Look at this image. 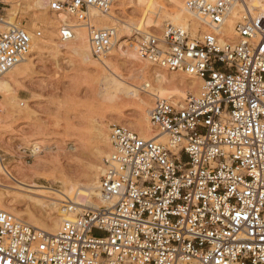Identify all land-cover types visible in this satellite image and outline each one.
Listing matches in <instances>:
<instances>
[{"label": "built area", "instance_id": "built-area-1", "mask_svg": "<svg viewBox=\"0 0 264 264\" xmlns=\"http://www.w3.org/2000/svg\"><path fill=\"white\" fill-rule=\"evenodd\" d=\"M115 3L50 0L48 8L86 28L100 62L117 32L96 28L91 13L107 16ZM183 4L195 25L133 29L134 49L200 86L155 96L149 127L159 140L110 127L99 208L77 212L65 198L53 235L0 210V264H264V0ZM72 34L58 28L59 40ZM40 36L17 26L0 33V78Z\"/></svg>", "mask_w": 264, "mask_h": 264}, {"label": "rangeland", "instance_id": "rangeland-1", "mask_svg": "<svg viewBox=\"0 0 264 264\" xmlns=\"http://www.w3.org/2000/svg\"><path fill=\"white\" fill-rule=\"evenodd\" d=\"M157 1L159 13L156 17L147 16L145 28L148 33L158 35L161 34L165 24L169 23L168 19L177 13V7L167 3L166 0ZM115 2L111 14L113 18H107V23L99 27L94 26L96 28L117 26L118 41L108 57L100 62L90 54L92 64L70 50L72 42L67 44H71L70 46L62 45L66 42L59 40L57 29L54 33L48 32L49 26L43 23V14H46L44 10H37L30 3L22 0H0L4 21L9 18L7 10L16 9L14 24L31 34L41 32V36L36 40L45 42L40 53L32 54L33 66L26 76L19 79L14 92L8 95L7 89L0 90L2 113L0 158L3 159L2 163L10 173L9 177L0 174V183L4 186L16 188L14 179H21L38 186L63 190L59 184L46 180L49 177H60L74 188H82L83 191L88 192L89 189L86 190L88 180L91 178L99 180L103 172L104 159L108 156L110 148L108 136L110 127L122 126L139 134L135 123L144 120L138 110L139 106L131 99L122 96L116 99L115 96L102 93L104 81L102 70L107 74L114 72L129 84L132 75L137 72L136 68L143 66L144 72L147 70L146 74L149 77L140 83L150 84L149 89L146 90L164 91L166 96L171 95L167 94L169 92L190 91L177 84L178 80L181 81L187 78L186 76L170 74L151 66L144 60H139L140 63L128 62V54L131 52L136 54L132 47L134 30L125 33L123 26L128 22L137 23L141 19V14L129 1L115 0ZM48 7V15H54L49 12ZM59 17L64 18L63 15ZM56 20L58 27L61 23ZM184 20L194 23L190 16ZM69 23L81 26L79 28L85 33L86 46L90 53L86 28L74 18H71ZM155 24L159 27L152 28L151 26ZM140 32L144 33L143 30ZM50 36H55L54 41L57 44L46 43ZM55 45L61 47L57 48ZM124 51L128 52L127 56L123 54ZM159 69L167 79L161 86L152 81L151 76L152 70ZM113 81L118 83L114 77ZM141 97L145 102L143 109L148 114L156 98L154 96L149 98L143 93ZM12 108L16 113L11 118L7 115V111ZM98 129L102 130L99 139L96 136ZM35 147L38 149L37 154L33 153ZM0 188V210L7 211L30 225H33V222L29 220V214L35 221L45 218V213L28 201H23L19 192ZM57 215L59 214H52L51 218L56 220Z\"/></svg>", "mask_w": 264, "mask_h": 264}, {"label": "bare ground", "instance_id": "bare-ground-1", "mask_svg": "<svg viewBox=\"0 0 264 264\" xmlns=\"http://www.w3.org/2000/svg\"><path fill=\"white\" fill-rule=\"evenodd\" d=\"M22 1L30 3L37 10H44L46 12V14L45 13L43 14V16H44L43 23L45 26H49V27H47L49 33H54L56 29L58 30V28H60L63 25L71 26L72 30H73V34H72L70 39H67L64 41L60 40L61 42H66L62 45H67L68 43L72 42L71 43L72 47L70 48V50H72V52H74L76 54L81 55L86 62L92 63L90 53H89L87 46H86V36H85L83 29L79 28V27H81L80 25H73V24L69 23L70 19L74 18V17L69 16L67 14H63V13H58V14L53 13L54 15H52V16L48 15L47 7L49 6L50 0H22ZM123 1H129L131 4L136 6L138 11L141 14V19H139V21L137 23L128 22L123 26L125 33H129V31L132 32L133 29L139 30V31L143 30L144 33H148L147 29L145 28L146 27L145 25H146L147 20H148L147 16L153 15V17H156V15L159 13V8H157V7H159L158 1L157 0H147V1L123 0ZM166 1H167V3L172 4V5L177 7V9H176L177 13H175L174 15H172V17L170 19H168L169 24L181 25V24L186 23L184 18L188 19L190 15L186 14V12H185L183 0H166ZM209 1H214V0H209ZM250 1H253V0H250ZM8 3L9 2H7V4ZM15 10L14 9L13 10H10V9L7 10L9 18L6 21H4V20L0 21V32H1V30H2V32L5 31L9 26H17L18 27L17 24H14V20H16L15 19L16 18V11ZM236 12H237L236 9H234L232 15L235 16ZM111 14H112V11L107 16H101V15H98L97 13L92 12L91 16L93 18L94 25L99 27L100 25L106 24L107 18H113L111 16ZM61 15H63L64 18L59 17ZM56 19H58L59 23H61V25H59L58 27H57L58 21ZM192 20L194 21L193 18H192ZM193 24L194 25L196 24L195 21ZM151 27L157 28L159 26L155 24V25H152ZM109 28H115L116 32H117V30H119V28L117 26H114V27L112 26ZM231 31H232V28L230 26V28H228V32H231ZM54 40H55V36H50L47 39L46 43L50 42L53 44H57ZM117 41H118V39H117V33H116V38L114 40L112 49L115 47ZM44 44H45V42L38 41V40L34 39L27 57H25L19 64L14 66L8 73H6L5 76L0 78V90L1 89H7L8 95L11 94L12 92H14L16 85L19 83V79L23 76H26L28 71H30L32 66H33L32 65L33 58H31L32 54L40 53ZM70 45H67V46H70ZM131 45H132V43H131ZM55 46L57 48L61 47L60 45L59 46L55 45ZM127 46L128 45H126V47ZM132 47L134 48V46H132ZM123 50H120V51H123ZM127 53H128L127 51L123 52V54H125L126 56H127ZM127 59H128V62L129 61H131V62L135 61L138 63L141 62V61H139L141 59L136 54H134L132 52L128 54ZM94 65L97 66L98 68H100L98 65H96V64H94ZM144 69L145 68H143V66H138L136 68L137 72L136 73L134 72V74L132 75L131 83H129V84L124 82L114 72L107 74V73H105V71L102 70L103 76H104V81L102 84V87H103L102 93H105L111 97L115 96L116 99H118L120 96L125 97L127 99H131L135 104H137L139 106L138 110L140 111V113L142 114V117L144 119L142 122L138 121L137 123H135L139 134L145 140L153 139V138L159 140L160 137H157L156 135H154L150 130L149 115H148L149 113L148 114H147V112L145 113V110L143 109V105L145 104V102L143 101L144 99L141 97V94L142 93L146 94L149 98L151 96H154V97L156 96L158 98H161L164 94H166V92L159 91V90L157 92H154V91L150 92V91L146 90V89H149L150 84H148V83L141 84L140 83L142 80H145L146 78L149 77V75L146 74L147 70H145V72H144ZM148 73L150 74V72H148ZM151 74H152L151 76L153 78L152 81H154L158 86H161L163 83H165L167 81L165 76L161 73L160 69L159 70H152ZM145 75H147V77ZM151 76H150V79H151ZM113 77L115 79H117L118 83H115V81H113ZM178 82L179 83H177V82L176 83L179 84L180 87L182 86V88H186V89L188 88L187 91L188 90H194L200 86V81L191 79L189 77L184 78L181 81L178 80ZM124 83L127 85H123ZM106 96H104V97L106 98ZM12 100H14V99H12ZM15 113H16V111L13 108L8 109V111H7V115L10 116L11 118L14 117ZM97 132H98V135L96 133V136L99 139L102 136V133H101L102 130L98 129ZM33 149H34L33 153L37 154L38 149L36 147ZM0 174L5 175L6 177L10 176V173L8 172V170L6 169V167L2 163L1 158H0ZM46 180L47 181L51 180L55 184H59L63 190H55V189H50V188L38 186V185H35L33 183L22 181L21 179L20 180L14 179V182L16 184V188H14L12 186L7 187V186H4L3 184L0 183V187L8 188V190L14 189V191L19 192V194L21 196L20 198L23 201H28V203L33 205L35 208L40 209L45 213V218L41 219L40 221H35L34 217H31V215L29 214V220L33 222L32 226L39 229V230L45 231V232L52 234V235L56 233L58 225H59L58 223H60V221H61V216L62 217L65 216L64 212L61 210V205L59 203H60V201H63L65 198H66V200L68 198L73 202L77 212H80L81 210H83L85 208L86 209L99 208L102 205V201L100 199L99 190H98L99 180H97V178H91L88 180L86 190L89 189V191H88L89 193L86 191H83L82 188H74L73 185L66 183L60 177H54V178L49 177ZM52 214H59V215H57L56 220L51 218Z\"/></svg>", "mask_w": 264, "mask_h": 264}]
</instances>
